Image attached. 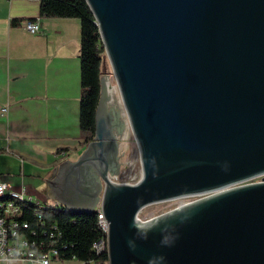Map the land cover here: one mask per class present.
<instances>
[{"label":"water","instance_id":"water-1","mask_svg":"<svg viewBox=\"0 0 264 264\" xmlns=\"http://www.w3.org/2000/svg\"><path fill=\"white\" fill-rule=\"evenodd\" d=\"M84 1L141 178L109 180L120 171L117 146H129L118 143L101 78L93 140L47 181L59 206L93 213L83 203L97 198L108 264H264V0ZM193 196L202 197L137 218Z\"/></svg>","mask_w":264,"mask_h":264},{"label":"crops","instance_id":"crops-1","mask_svg":"<svg viewBox=\"0 0 264 264\" xmlns=\"http://www.w3.org/2000/svg\"><path fill=\"white\" fill-rule=\"evenodd\" d=\"M39 2L0 0V151L20 160L23 183L28 176L43 181L39 188H23L11 176L0 183H16L12 188L39 205L59 207L49 182L85 148L79 146L80 23L39 18ZM14 20L20 24L12 26ZM28 20L39 21L38 33L24 29Z\"/></svg>","mask_w":264,"mask_h":264},{"label":"trees","instance_id":"trees-1","mask_svg":"<svg viewBox=\"0 0 264 264\" xmlns=\"http://www.w3.org/2000/svg\"><path fill=\"white\" fill-rule=\"evenodd\" d=\"M39 18L77 19L80 23V101L79 130L81 143L86 146L94 138L95 113L100 98L101 78L105 69L106 55L100 42L98 28L84 0H40ZM20 22L14 20L12 26ZM68 149H62L65 151ZM125 150H121L123 155ZM24 213L34 214L38 207L20 205ZM27 206V207H26ZM30 206V207H29ZM38 208L41 217H51L64 234L69 251L64 260L75 258L81 263L108 264L107 254L91 252V246L103 236L99 230L97 216L93 213H73L60 207L44 206Z\"/></svg>","mask_w":264,"mask_h":264},{"label":"built area","instance_id":"built-area-1","mask_svg":"<svg viewBox=\"0 0 264 264\" xmlns=\"http://www.w3.org/2000/svg\"><path fill=\"white\" fill-rule=\"evenodd\" d=\"M23 27L29 33H38L41 26L37 20H28L23 23ZM117 178L109 176V180L114 183ZM0 192L25 194L26 198L34 200L23 189L17 191L2 183ZM96 209L101 213L104 228H107L100 206ZM68 251L69 245L64 234L51 217L19 212V206L9 202L0 205V264H57L66 261L64 259ZM91 252L107 253V236H100L91 246Z\"/></svg>","mask_w":264,"mask_h":264},{"label":"rangeland","instance_id":"rangeland-1","mask_svg":"<svg viewBox=\"0 0 264 264\" xmlns=\"http://www.w3.org/2000/svg\"><path fill=\"white\" fill-rule=\"evenodd\" d=\"M103 79L106 84L107 88V97L108 99L105 101L106 105L109 108L115 107L116 108V114H117V120L120 123L121 126V138L124 139L125 145H128L129 148L125 153L123 154L121 158V167L119 171L118 178L116 180V183L118 184H136L140 178H141V167H140V161H139V153L136 146V143L134 141V138L132 136V133L129 128L128 120L125 115L120 96L118 93V89L115 85V80L112 75V71L110 68V65L106 59L105 62V69L103 71ZM124 137V138H123ZM119 139V140H120ZM21 162H23L21 160ZM20 160H17L13 162L10 160V157L8 154L4 151H0V179L4 180L5 177L11 176L15 177L18 180L19 186L25 188V184L31 183L33 185V188H39L42 184L43 179H34L31 177H26L27 181L26 183L22 182V178L25 174H20V167L19 164ZM263 177H258L253 180H250L246 182L245 184L249 183H256L262 181ZM12 186H16V183L11 184ZM10 186V185H9ZM10 186V187H12ZM202 196H193V197H185L180 198L172 201H166L161 203H155L148 205L140 210L138 213L137 218L141 222L149 221L153 218H156L164 213H167L179 206L185 205L187 203H191L197 199H199ZM57 264H85L81 263L76 260L72 261H61V263ZM93 264V263H92Z\"/></svg>","mask_w":264,"mask_h":264},{"label":"bare ground","instance_id":"bare-ground-1","mask_svg":"<svg viewBox=\"0 0 264 264\" xmlns=\"http://www.w3.org/2000/svg\"><path fill=\"white\" fill-rule=\"evenodd\" d=\"M4 202H9V204H11V205L19 206V212H23V213H24V209L21 208V206H20L23 204L32 205V206H35L38 208H40V207L42 208V206H40L35 200L28 199V198H26L25 194H20V193L0 192V205L4 204ZM97 206H100V205L98 204ZM59 207L63 208L61 206H59ZM96 207H95L94 211H95V215L97 216V222H98L99 230L103 236H107V228H104V223H103V221H101V213L99 211H97ZM38 208L35 209L33 211V213L37 214L41 217V212H40V210H38Z\"/></svg>","mask_w":264,"mask_h":264},{"label":"flooded vegetation","instance_id":"flooded-vegetation-1","mask_svg":"<svg viewBox=\"0 0 264 264\" xmlns=\"http://www.w3.org/2000/svg\"><path fill=\"white\" fill-rule=\"evenodd\" d=\"M109 113H110V118H111V121L113 122V125H114V130L117 131L118 128H120V123L119 121L117 120V114H116V108L115 107H112V108H109ZM118 144V143H117ZM122 155H121V149H120V146L118 145L117 146V154H116V158L117 159V162L119 163L120 167H121V158ZM86 203H83V204H86L87 206H97V198L93 197L91 199H87L85 200Z\"/></svg>","mask_w":264,"mask_h":264}]
</instances>
